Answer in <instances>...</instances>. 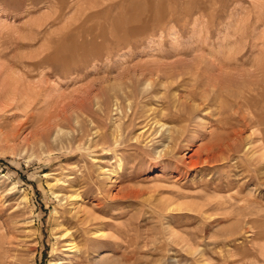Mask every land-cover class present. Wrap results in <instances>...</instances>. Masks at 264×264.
Masks as SVG:
<instances>
[{"label": "rangeland", "instance_id": "1", "mask_svg": "<svg viewBox=\"0 0 264 264\" xmlns=\"http://www.w3.org/2000/svg\"><path fill=\"white\" fill-rule=\"evenodd\" d=\"M186 66L222 87L193 121L165 99L186 96L188 76L169 91L148 77ZM263 90L264 0H0V264H264ZM141 104L177 139L143 141ZM238 116V148L192 166ZM76 212L135 258L67 253L52 227L81 243Z\"/></svg>", "mask_w": 264, "mask_h": 264}, {"label": "bare ground", "instance_id": "2", "mask_svg": "<svg viewBox=\"0 0 264 264\" xmlns=\"http://www.w3.org/2000/svg\"><path fill=\"white\" fill-rule=\"evenodd\" d=\"M153 75H155L154 81L157 83L159 82V84H157V85L165 87V89L167 91L172 90V89L175 90L176 88H178L179 84L183 83L184 79L187 78V76H188V79H191L193 81V86H192L193 88L191 87L192 89L188 90L186 96L181 97V96H178L177 94H175V92H172V94H170V96H167L165 98L167 100L169 108L172 109V111H174L177 116H184L187 119L191 118L190 120L193 121L192 118H194V117H192V116H194L196 112H199V113L203 112L204 114L207 115V113L209 112L211 107L212 108L213 107H215V108L221 107V99H222L221 98L222 97V89L221 88L222 87L219 86L220 84L218 85V82H216V79H212L211 76H209L210 78L205 76L204 71L201 68V66H186L183 68L170 67L168 71L157 69L155 74H152L150 72L148 73L149 78H152ZM146 76H143L142 79L144 78L143 82L144 83L146 82L145 88L147 91V87L149 88V86H151L153 84L152 82H154V81H152V79H145ZM164 79L167 81L170 80V82H163ZM203 79H206L205 83L202 82ZM178 80H179V82H178ZM174 84H175V88L173 87ZM260 90H259V92H261ZM153 92L150 93V95L152 94L153 96L152 95L151 96L154 98V97H156V95H154ZM230 94H232L234 96V98H233L234 103L232 101L231 102L234 104L235 107H237V109H235V110H237L235 112V114L237 115L238 111H240L241 104H240L239 100L236 98V95H234V93H230ZM260 94L258 93V95H260ZM134 96H135V94H130L128 97V101H129L128 105H130V108L132 110L133 109L135 110L134 103L131 102L129 100V98H134ZM147 97H149V96H147ZM256 98H258V97H256ZM249 104H250V102H249ZM137 108H138V112L137 111L134 112L133 116L137 120L141 119L142 126L140 127L141 133L139 135L141 136L143 141L147 140V143L150 141H153V140L149 139V137L151 135H148L149 130H151L152 128H155L157 132H162L163 134L166 132L165 134L167 135L168 141H170V140L174 141L177 139V137L176 138L174 137V134L170 135V129H167L168 127L165 126L164 123H161L160 120L157 118V117H167L169 114H166L163 110L148 107V106H146V104L138 105ZM238 118H239L238 122H240L244 127L242 129L239 128V129L232 130V131L230 129V133L227 134L226 139L223 141V143L225 144V146H224L225 150L221 147V141L220 140H219L220 142L216 139L217 141L212 140V143H208V144L204 143L205 145L204 144H203V146L201 145L189 157V159H199V160L197 162L191 161L190 164L192 166H194V165H198L201 163H211V162L217 161V159H227L228 151L229 152L232 151V148H231L232 144L236 145V149L238 148L237 145L239 143H241V140H242L241 134L244 131V128L247 127L248 124L250 123V122H247L248 124L246 123L247 120L245 117L238 116ZM172 120H174V119H172ZM190 120L186 123L191 122ZM195 124H197V123H195ZM187 125H189V124H187ZM196 126H198V124ZM194 129H196L195 125H194ZM197 131H199V129ZM135 139L140 140L139 137H135ZM167 146H165V147H167ZM214 148L217 149V151H216L217 153L224 154L226 157H224V156L222 158L217 157V153H213ZM260 149H262V151H264V139H262V145H260ZM159 151H161V150H159ZM164 151H165V149H164ZM171 152H173V151H171ZM201 153H204V155H205L204 158L201 157L202 156ZM260 156H262V158H264V153H262ZM260 156H258V157H260ZM160 158H162V157L160 156ZM201 159H203V160H201ZM251 159H258V158L257 157H255V158L251 157ZM56 197H58V196H56ZM73 197H74L73 195H69L65 198H61L60 201L65 199L66 202H69V203H67V205L71 206V205H73L72 204V201L74 199ZM73 219L76 221V224L78 226L77 231L81 233V243L75 242V240L72 238V234L69 233L65 227L63 228V225L59 224V221L57 219H56V223L52 227V231H53L54 235L57 236L56 240L63 241L62 245H63V247H65V251L67 253L74 255L76 257L75 258L76 260H77L78 256L80 257V255H86L83 257L87 258L88 254L97 251L98 248H109L110 246H115L112 250L113 252H115V249L121 248L123 246L124 251L122 252L120 257L127 262H130L131 260H133V258H135V256H136L135 254L138 253L135 250L128 249L129 245H128V243H126V241L123 242L121 245V244H118L116 241H115L116 243L114 241H110V239H108V238L104 239L103 235H102L103 239H99V237H97L98 232L92 231L93 228L89 229L88 226H86V224H88V223L91 225V223H90L91 220L89 219V217L88 218L83 217L82 219H80L78 217L77 212H76ZM92 222H94V221H92ZM60 227H62V228H60ZM57 229H61V230H59L57 232L56 231ZM128 241H129V239H128Z\"/></svg>", "mask_w": 264, "mask_h": 264}]
</instances>
